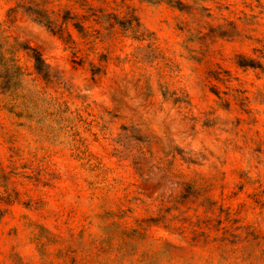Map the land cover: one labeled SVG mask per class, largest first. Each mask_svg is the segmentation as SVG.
<instances>
[{"label": "rangeland", "instance_id": "374dc122", "mask_svg": "<svg viewBox=\"0 0 264 264\" xmlns=\"http://www.w3.org/2000/svg\"><path fill=\"white\" fill-rule=\"evenodd\" d=\"M0 264H264V0H0Z\"/></svg>", "mask_w": 264, "mask_h": 264}]
</instances>
